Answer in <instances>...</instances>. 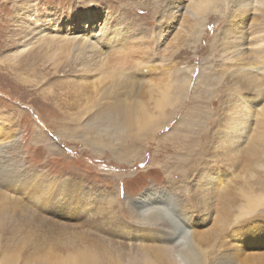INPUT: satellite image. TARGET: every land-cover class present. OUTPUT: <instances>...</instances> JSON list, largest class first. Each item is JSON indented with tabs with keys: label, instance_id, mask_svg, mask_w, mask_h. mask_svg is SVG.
Segmentation results:
<instances>
[{
	"label": "rangeland",
	"instance_id": "rangeland-1",
	"mask_svg": "<svg viewBox=\"0 0 264 264\" xmlns=\"http://www.w3.org/2000/svg\"><path fill=\"white\" fill-rule=\"evenodd\" d=\"M241 3L0 0V264H165L181 234L189 264H264V0Z\"/></svg>",
	"mask_w": 264,
	"mask_h": 264
},
{
	"label": "bare ground",
	"instance_id": "bare-ground-1",
	"mask_svg": "<svg viewBox=\"0 0 264 264\" xmlns=\"http://www.w3.org/2000/svg\"><path fill=\"white\" fill-rule=\"evenodd\" d=\"M248 0H242V3H241V7H243V8H247V6H248ZM253 2H250V5L252 4ZM260 12H261V15H259V17H260V23H261V25L263 26L264 25V8L263 7H258L257 8ZM247 9H245V10H243V11H241V13L243 12V14H249V12L248 11H246ZM241 13H240V15H241ZM240 15H239V17H240ZM241 19H243V18H241ZM92 20V18H91V16L90 15H87V21L89 22V21H91ZM89 26H91V25H89ZM83 28H86V30L85 31H90V27H87V26H84ZM195 28V26L193 25V23L191 24V27H190V32L193 30ZM75 29H80V27H78V26H76V28ZM90 35H92V37L93 38H95L96 37V33L94 32V30H92V31H90V34H88V36H90ZM229 33H227V32H225V34H224V37H223V43H222V46H226V42L228 41V39H229ZM102 36H105V38H104V42H101L102 40H101V38L98 40V42L100 43V44H102V46L103 47H105L107 44H108V42H107V39H108V36H106L105 35V33H102L101 35H100V37H102ZM73 38H75V40H77L78 41V43H80L81 44V51H82V53H86V52H88V49H89V51L91 52L90 53V55H86V57L88 58V59H90L91 60V58H92V56H94V57H100L102 54H103V50H102V46L101 45H98V43H95L94 44V42L93 41H91V39L90 38H88L87 40H83V39H79L77 36L76 37H73ZM72 38V39H73ZM81 38V37H80ZM69 38H67L65 41H69L68 40ZM71 39V38H70ZM177 39V38H176ZM179 40V39H178ZM262 40V41H261ZM261 41V43H259ZM106 42H107V44H106ZM256 42V44L257 45H262L263 43V39H260V38H255V40H254V43ZM85 43H87V45L85 44ZM171 45L173 44V42H171L170 43ZM234 46H236L233 42H231L230 44H229V48H232V47H234ZM178 47V46H177ZM262 47H263V45H262ZM104 50H105V48H104ZM235 50L236 49H234V53H235ZM260 52H264V50H261V51H256L255 53H257L258 54V56H259V53ZM81 53V54H82ZM90 60H87L88 62L86 63V64H84L83 66H84V68H85V71H86V73L87 72H91V71H96V70H98V71H101L105 76H110L111 78L113 77V76H116L115 74V72H118L119 70H121V68H122V66L121 65H119V63H117V66H118V70H116V67H114V66H110L109 65V63H107V62H101L100 61V63H96V62H94V61H90ZM90 61V62H89ZM83 62V61H82ZM244 69V68H243ZM114 74V75H113ZM120 77V76H119ZM113 80V79H112ZM93 84H94V82L92 81V82H88V80H87V77L86 76H84V82L82 83V89H87L88 87H89V85L90 86H93ZM119 84V83H118ZM117 88H119V87H117ZM118 91H120V88L117 90V92ZM117 92H116V94L115 95H117ZM119 94H120V92H119ZM163 102V100H161L158 104H160V103H162ZM164 104H167V103H164ZM119 111V110H118ZM116 112V111H115ZM149 114L150 113H148V111H146V112H144L141 116L139 115V124L137 125L138 126V128H141V127H143V128H145V130H146V133H145V135H148L149 134V131H152V128H153V126H152V124H150V125H147V123L150 121V116H149ZM117 119L119 120L120 118L119 117H117ZM122 119V118H121ZM117 120V121H118ZM96 122H103L102 121V119H98V120H96ZM116 126H118L119 125V122H116V124H115ZM243 132L244 133H246V128L244 127V130H243ZM243 133V134H244ZM137 208H141L143 205H144V203L143 202H137ZM156 213H158V211L156 212ZM152 215H154V214H152ZM186 235V234H185ZM179 238V239H178ZM174 242V245H173V247H172V250H173V252H172V255L174 256V261H172V260H169L168 262H165V264H189V262H188V258H186L185 256H184V254L181 252V250H180V248H183L184 246H186V239H185V236L183 235V234H181V235H179V237H178ZM163 259L165 258V256H164V254L161 256Z\"/></svg>",
	"mask_w": 264,
	"mask_h": 264
}]
</instances>
